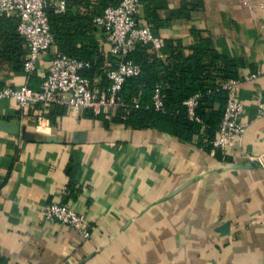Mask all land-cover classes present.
<instances>
[{
  "label": "crops",
  "instance_id": "crops-1",
  "mask_svg": "<svg viewBox=\"0 0 264 264\" xmlns=\"http://www.w3.org/2000/svg\"><path fill=\"white\" fill-rule=\"evenodd\" d=\"M165 1L161 40L189 46L192 30H200L239 63V121L248 127L226 148L233 162L157 130L106 128L71 107L38 131L40 107L28 113L3 99L1 119L63 142L0 131V264H264V168H222L264 162V0ZM58 53L56 45L42 53L31 77L0 66V86L39 87ZM103 113L108 118L113 109ZM80 131L86 140L73 143ZM52 202L84 213L91 235L45 220L42 209Z\"/></svg>",
  "mask_w": 264,
  "mask_h": 264
},
{
  "label": "trees",
  "instance_id": "trees-1",
  "mask_svg": "<svg viewBox=\"0 0 264 264\" xmlns=\"http://www.w3.org/2000/svg\"><path fill=\"white\" fill-rule=\"evenodd\" d=\"M121 1L67 0L64 10L48 7L46 11L59 53L90 64L82 74L90 79L97 99L103 92L109 93L107 74L116 67L118 59L111 54L104 31L97 28L95 19L107 7L117 6ZM142 2V17L151 25L154 35L159 37L158 30L164 21L158 12L166 8L167 3L165 0ZM17 24L15 16H0V66L7 64L20 73L24 71L28 45L18 32ZM192 37L193 43L189 46L182 40L162 39L159 50L150 43L138 42L126 59L139 65L141 72L126 79L118 94V104L111 107L113 114L107 118L106 113L96 114L92 108H87L83 110L82 117L100 119L106 128L120 125L132 130H157L195 144L221 162H233L214 146V141L228 101L224 85L240 80V66L235 59L219 52L211 37L204 36L200 30H192ZM157 85L160 86L162 109L154 105ZM29 86L36 90L40 88V85ZM196 95L197 105L191 116L186 101ZM33 107H40V115L47 117L52 124L68 112L67 105L56 103L45 109L40 103ZM75 168L76 164L70 160L67 173L72 175Z\"/></svg>",
  "mask_w": 264,
  "mask_h": 264
},
{
  "label": "built area",
  "instance_id": "built-area-1",
  "mask_svg": "<svg viewBox=\"0 0 264 264\" xmlns=\"http://www.w3.org/2000/svg\"><path fill=\"white\" fill-rule=\"evenodd\" d=\"M48 7L64 10L66 1L0 0V16L15 15L18 18V32L28 43L29 52L24 62V71L27 75L36 72L42 53L55 45L46 12ZM260 7L264 10V2ZM142 13V0H122L117 6L107 7L104 13L95 19L96 26L104 31L111 54L118 59L116 67L107 74L110 81L108 94L103 92L97 99L90 79L82 74V71L90 66L88 62L58 53L42 75L38 90L29 85L20 88L0 87V101L12 99L22 110H28L39 103L45 109L56 103L67 105L77 111L92 108L98 114L103 112V108L117 105L120 99L118 94L126 79L138 76L141 72L139 65L126 59L128 54L135 49L138 42L150 43L156 50L162 45L161 38L154 35L151 25L141 22ZM239 84L240 80H232L224 85V89L228 91V101L218 136L214 141V146L223 153L236 137L246 132L248 127L246 123L239 121L243 112V105L236 98V88ZM197 98L198 95L186 101L191 116L194 114ZM154 105L157 109L163 107L159 85L155 89ZM258 106L264 108V95ZM36 120L38 131L48 128L50 120L47 117L39 115ZM42 216L45 220L71 226L85 237L91 235L86 215L70 205L49 203L43 207Z\"/></svg>",
  "mask_w": 264,
  "mask_h": 264
},
{
  "label": "water",
  "instance_id": "water-1",
  "mask_svg": "<svg viewBox=\"0 0 264 264\" xmlns=\"http://www.w3.org/2000/svg\"><path fill=\"white\" fill-rule=\"evenodd\" d=\"M0 131L8 133L10 135H13L15 137H21L24 141H46V142H63L61 139H58L54 135H42L41 133L32 132L27 129L26 125H21L14 121H7L0 118ZM87 137V131H80L75 132L73 134L72 142L76 143L79 140L84 142ZM263 167L264 168V162L263 161H257V160H247L246 162L242 164H224L222 168L224 169H250V168H256V167ZM229 228V224H223L220 228L222 232H226Z\"/></svg>",
  "mask_w": 264,
  "mask_h": 264
}]
</instances>
